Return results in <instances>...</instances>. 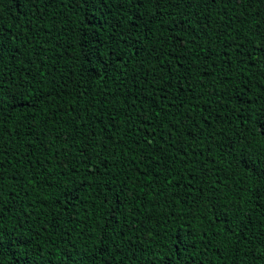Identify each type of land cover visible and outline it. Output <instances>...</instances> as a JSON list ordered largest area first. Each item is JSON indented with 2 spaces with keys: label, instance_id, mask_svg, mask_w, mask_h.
Instances as JSON below:
<instances>
[{
  "label": "trees",
  "instance_id": "16d2710c",
  "mask_svg": "<svg viewBox=\"0 0 264 264\" xmlns=\"http://www.w3.org/2000/svg\"><path fill=\"white\" fill-rule=\"evenodd\" d=\"M19 3L20 0H3L0 3L3 27L10 34L20 31L25 24L29 26L25 34L14 42L15 50L0 57V102L14 105L4 109V125L0 128V176L3 178L0 185L4 196L16 201L12 212H5L7 227L13 230L23 223L22 230L29 227L33 232L41 230L34 252L35 256H41L43 248L44 254L48 256V264H58L56 256L59 253L56 248L59 247L61 252L65 248L64 241L60 238L55 243L49 241L48 234L42 231L45 226L54 236H58L60 231L65 232L66 238L74 242L69 246H74L77 251L85 254L84 264H91V260H95V264H175L177 256L183 264V260L189 255L190 264L202 258L205 264H264V209L246 213L235 233L222 242L218 240L221 243L218 252L210 253L205 245L191 236L188 221L193 224L196 221L192 214L185 216L184 213L190 205L203 199L198 190L203 187L206 192H210L213 181L222 179L223 169L227 167L226 163H222V157L216 155L217 145H209L212 148L210 152L203 148L209 144L207 136L198 133L201 136L199 147L204 151V156L187 147L190 137L180 134L179 129L169 138V120L175 119L171 109L161 112L159 116L153 115L149 127H161L157 129L156 137H149L152 140L151 146L142 140L138 144L134 143L140 137L125 132L123 123L111 131H102L113 116L122 117L126 100L131 103L135 97L155 93L152 103L158 102L159 86H162L161 81L164 79L160 75V69L154 67L158 61L149 57L141 68H136L134 63L128 65L126 79H116L114 76L103 81L98 77L89 79L82 72L83 60L78 48L72 46L79 35L73 30L80 24V17L77 15L78 9L71 5L70 0H64L63 4L57 0L55 6L44 13L43 19H38L40 12L31 11V5L17 7ZM174 11L178 17L187 12L190 20L199 21L201 26L208 24L209 27L207 32H194L195 42L186 43L184 48H177L171 41L165 42L161 47V41H155L160 61L165 64L182 61L185 66L195 61L202 65L205 56L210 55V50L219 52L220 41L215 37L220 34L225 42L239 44V50L233 53L229 49L231 65L222 64V57L218 55H212L207 62L211 64L215 61L217 75L223 69L224 72L233 70L234 81L240 75L250 78L253 81L250 85L253 88V100L264 94V71L258 70L264 69V64L259 61L253 64L251 60V57L264 56L259 52V47L264 42V0H217L211 6L199 0L196 7L185 9L183 6H174ZM24 12L28 15L21 14ZM25 39L30 43L24 44ZM246 56L249 57L247 62ZM153 73H156L155 77ZM179 75H183V70H180ZM204 87L206 89L207 84ZM173 91L174 89H169L170 98ZM47 92H51V96L46 97L45 103L31 107L35 95ZM179 97L184 101L185 108H188L190 105L185 93H179ZM203 99L214 104V114L223 113L212 96L205 92ZM113 103L115 109L112 108ZM136 103L139 104L140 100ZM259 103L264 104V100ZM255 106L258 107L259 104ZM144 109L152 111L147 102ZM180 115H183L182 111ZM237 123L233 120L230 124H218L217 128L223 126L225 135H228V129L236 130L234 126ZM192 126V122L187 125L189 128ZM183 127L182 124L181 128ZM208 132L211 133L212 129H208ZM120 135H123L124 143L116 145V151L111 147L100 151L99 142L105 137L111 136L115 144ZM161 136L164 139H160ZM173 138L179 139L181 143L171 146ZM165 140L168 142L165 143ZM90 143L92 147L87 149V153L93 154L95 148L100 152L101 158L107 155L109 168L101 166L98 169L99 180L92 185L95 192L89 188L80 194L85 203L77 204V219L73 223L62 222L60 229H52L50 213L59 210L60 205H53L52 200H44L43 197L49 193L53 197L59 194L57 183L64 184L68 177V167L79 163L83 158L81 149ZM141 148L146 153H151L153 158L162 159L169 165L168 169L153 165L159 173L157 183H150V176L137 179L139 172L144 171V163H140L139 172L133 171L135 165L130 161L136 157L139 162ZM177 148L187 151L188 156L178 157ZM213 159L222 169L219 176L216 175V165L211 163ZM93 160H96L95 155ZM185 160L187 163L183 162ZM170 170H174L168 178L172 183L163 179ZM83 174L82 170L79 171L76 178ZM177 175L179 184L176 183ZM121 180H126L132 186L129 203L125 205V215L130 217L129 222L100 259L94 254L89 260L86 254L94 245L88 238V230H91L90 226L101 212L107 218L108 206L100 203L107 191L104 182L111 187L113 181L119 183ZM189 180L190 185L186 183ZM244 182L245 187H258L264 192V175L246 176ZM177 188L179 193L173 196L172 193ZM145 189L149 190L147 195L144 194ZM186 191H190L191 195H183ZM222 191L229 193L234 189L222 188ZM254 196L253 193L249 198V208L258 207L251 203ZM135 197H139V200L134 199ZM185 200L188 203H184ZM136 203L141 205L138 211L132 207ZM171 213L176 215H170ZM121 223H124L123 217ZM113 226L118 227L114 222ZM82 229L85 231H81ZM36 264L40 262L36 261Z\"/></svg>",
  "mask_w": 264,
  "mask_h": 264
},
{
  "label": "snow or ice",
  "instance_id": "6c2138e0",
  "mask_svg": "<svg viewBox=\"0 0 264 264\" xmlns=\"http://www.w3.org/2000/svg\"><path fill=\"white\" fill-rule=\"evenodd\" d=\"M2 2L3 0H0V3ZM56 2L57 0H20L17 7L31 5V11L33 13L40 12L41 16L38 19H43L44 13L55 6ZM63 2L64 0H60L61 4ZM203 2L211 6L217 3V0H203ZM70 3L78 9L77 15L80 17V24L73 30L79 35L72 46L78 48L79 55L83 60L82 72L89 79L98 77L103 81L111 79L113 76L116 79H126L128 65L134 63L136 68H141L149 57L158 61L154 67L160 69V75L164 77L161 81L162 86H159L156 104L152 103L155 93L135 97L131 103L126 100L123 105L122 117L113 116L111 122L102 131H111L123 123L125 132L140 137V140H135L134 143L138 144L142 140L151 146L152 140L149 137H156L157 129L161 127V125L149 127L153 115L159 116L161 112L171 109L175 119L169 120L167 129L169 138H172V133L179 129L180 134L190 137L187 147L196 150L201 156H204V151L199 147L201 136L198 133L209 138V144L203 146L205 150L212 151L209 145L218 146L216 155L222 157V163L227 165L223 169V178L213 181L210 192H206L203 187L200 188L198 192L203 199L199 203L190 205L187 212L184 213L185 216L192 214L196 221L194 224L188 221L191 236L195 237L198 243L205 245L206 250L210 253L218 252L221 247L218 240L222 242L235 233L246 213L264 209V199H262L264 192L258 187H245L244 182L246 176L264 175V104L259 103L264 100V94L253 100V88L250 86L253 81L250 78L240 75V78L234 81L233 70L224 72L223 69H221V74L217 75L215 61H212L211 64L207 62L211 60L212 55H218L222 57V64L231 65L229 49L235 53L239 50L240 45L225 42L218 34L215 39L220 41L219 52L217 53L214 49L210 50V55L205 56L202 65H198L195 61L187 66L182 61L165 64L160 61L155 41H161V47L165 42L171 41L177 48H184L186 43L195 42L194 32H207L208 24L201 26L199 21L190 20L187 12L178 17L174 11V6H183L185 9L196 7L199 0H70ZM21 14L28 15L27 12ZM195 15L199 16V13ZM166 16L168 19H164ZM28 27L25 24L20 31L10 34L3 27V17L0 15V57L15 50L14 42L25 34ZM28 43L30 41L25 39L24 44ZM259 52L264 54V42L259 47ZM248 59L249 57L246 56L245 62ZM251 60L253 64L257 61L264 64V56L251 57ZM180 70H183L182 76L179 75ZM258 70L264 71V69ZM153 76L155 77L156 73H153ZM205 84H207L206 89ZM135 86L134 84L133 87ZM170 88L174 89L171 98L169 97ZM181 92L185 93L189 102L188 108H185L184 101L180 100L179 93ZM205 92L214 98L215 104L220 105L223 113L216 112L214 114L212 112L214 104L203 99ZM130 93L131 89H129ZM47 96H51V92L35 95L32 98L31 107L35 108L45 103ZM137 100H140L139 104L136 103ZM178 100L179 102H177ZM145 102L152 109L151 112L144 109ZM257 104H259L258 107L255 106ZM13 106L11 103L0 102V128L4 125V109ZM112 108L115 109V103L112 104ZM181 111L183 115H180ZM217 117H219L218 120ZM233 120L238 122L234 126L236 130L229 128L228 135H225L223 126L217 128L218 124L225 125V122L230 124ZM189 122H192V128L187 127ZM182 124L183 128H181ZM208 129H212V132L209 133ZM160 139H164V137L161 136ZM167 142L165 140V143ZM123 143V135H120V139L116 140L115 144L112 142V137L108 136L99 142L98 147L100 151H106L110 147L116 151V145ZM180 143L179 139L173 138L171 146L174 147ZM67 147V143H65V149ZM90 147H92L91 143L81 149L83 158L78 164L68 167V177L64 184L57 183L56 188L59 194L53 197L49 193L48 196L43 197L44 200H52L53 205H60L59 210L50 213L51 220L49 222L52 224V229H60L62 222L73 223L77 219L79 212L77 204L85 203L80 194L89 188L95 192L96 189L92 185L99 180L98 169L101 166L105 169L109 168L107 155L101 158L100 152L95 148L93 154H88L87 149ZM93 155L96 156V160H93ZM181 155L187 157L188 152L177 148V156ZM138 160L139 162L136 157H133L130 161L135 165L134 173L139 172L140 163H144V171L139 172L137 179L150 176V183L158 182L159 173L156 172L153 165L169 168L166 161L153 158L151 153H146L143 148L140 149ZM183 162L187 163L186 160ZM68 163L71 162L68 161ZM211 163L216 165V160L213 159ZM216 167V175L219 176L222 169L219 165ZM81 170L84 174L76 178V173ZM173 171L170 170L163 176V179L168 183H172L168 178L173 174ZM2 179L0 176V180ZM126 180H121L119 183L113 181L111 187H108L107 182H104L107 191L100 203L108 206L106 209L107 218L101 212L90 226L91 230H88V238L94 245L86 254L89 260L94 254L97 259H100L115 243V237L124 231L129 222L130 217L125 215V205L129 203L128 198L132 186L127 184ZM176 183L179 184L178 175ZM186 183L190 185L191 181H186ZM222 188H232L234 191L224 193ZM148 191L145 189L144 194L147 195ZM3 193V187L0 185V264H36V261H39L40 264H48V256L44 254L43 248L41 256H35L34 252L36 244L39 243L38 238L41 230L33 232L31 227L22 230L23 223L18 224L13 230L7 227L4 219L5 212H12L16 207V201L15 199L8 200ZM178 193L179 188L174 190L172 195L177 196ZM253 193L255 196L251 199V203L258 207L249 208V198L253 196ZM13 195L16 194L13 193ZM183 195L189 196L191 192L186 191ZM134 199L139 200V197ZM184 203H188V201L185 200ZM140 206V203H136L132 207L138 211ZM170 215H176V213ZM122 217L124 223H121ZM88 218L85 217V219ZM113 222L118 227H114ZM42 231L48 234V239L52 243H55L57 238L64 241L65 250L63 252L59 247L56 248V252L59 253L56 256L58 264H84L85 254L77 251L74 246H69L74 242L66 238L65 232L60 231L58 236H54L46 226L42 228ZM81 231H85V229ZM128 231H131V228H128ZM177 251L180 250L177 249ZM184 251L186 252L187 249L185 248ZM190 261L191 256L189 255L183 260V264H190ZM91 264H95V260H91ZM175 264H181L179 256H177ZM194 264H205V262L202 258L195 261Z\"/></svg>",
  "mask_w": 264,
  "mask_h": 264
}]
</instances>
